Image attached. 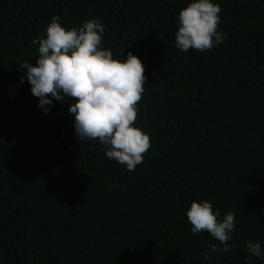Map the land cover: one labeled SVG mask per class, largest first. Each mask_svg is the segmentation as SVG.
I'll list each match as a JSON object with an SVG mask.
<instances>
[{
    "label": "trees",
    "instance_id": "16d2710c",
    "mask_svg": "<svg viewBox=\"0 0 264 264\" xmlns=\"http://www.w3.org/2000/svg\"><path fill=\"white\" fill-rule=\"evenodd\" d=\"M190 2L0 0V264H202L224 246L191 231L186 213L204 200L236 217L235 247L209 264H264L245 251L264 248V0H213L227 40L183 52ZM54 16L66 30L99 18L101 47L145 66L134 126L151 147L134 171L75 135L76 98L46 114L21 83Z\"/></svg>",
    "mask_w": 264,
    "mask_h": 264
},
{
    "label": "clouds",
    "instance_id": "9594fccd",
    "mask_svg": "<svg viewBox=\"0 0 264 264\" xmlns=\"http://www.w3.org/2000/svg\"><path fill=\"white\" fill-rule=\"evenodd\" d=\"M221 11L213 0H192L179 13L176 48L205 52L224 43L227 36L217 31ZM105 31L99 18L66 30L59 16L52 17L46 38L33 40L39 44L36 65L22 63L19 68L25 74L20 79L24 83L26 77L33 96L39 98L38 107L46 114L54 107L53 101L76 98L69 108L75 118V135L80 141L99 139L107 158L134 171L151 147L150 135L134 126L147 81L145 66L132 52L126 60L114 59L110 49L101 47ZM186 215L194 235L206 231L224 245H210L202 264H209L213 253H227L235 247L229 244L236 228L234 213L218 219L219 210L214 211L212 203L204 200L193 201ZM245 251L264 259L258 241H247Z\"/></svg>",
    "mask_w": 264,
    "mask_h": 264
}]
</instances>
